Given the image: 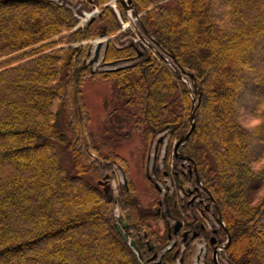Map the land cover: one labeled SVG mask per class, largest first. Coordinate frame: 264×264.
<instances>
[{
    "label": "trees",
    "instance_id": "obj_1",
    "mask_svg": "<svg viewBox=\"0 0 264 264\" xmlns=\"http://www.w3.org/2000/svg\"><path fill=\"white\" fill-rule=\"evenodd\" d=\"M107 1L0 0V264H190L191 236L179 252L186 231L205 240L211 264L208 240L224 234L204 227L211 202L229 235L224 264H264V0H127L174 71L138 44L122 46L127 33L107 40L100 66L113 68L91 71L87 46H56L117 33ZM77 6L78 16L100 12L75 29ZM95 78L114 83L122 107L115 125L133 128L144 162L155 143L149 181L173 185L159 215L140 205L129 179L117 181L124 161L90 130L81 87ZM191 104L193 129L177 148L188 165L169 167ZM114 208L133 249L115 229Z\"/></svg>",
    "mask_w": 264,
    "mask_h": 264
},
{
    "label": "rangeland",
    "instance_id": "obj_2",
    "mask_svg": "<svg viewBox=\"0 0 264 264\" xmlns=\"http://www.w3.org/2000/svg\"><path fill=\"white\" fill-rule=\"evenodd\" d=\"M105 5L110 7L117 16V19L120 25L117 33L109 37L108 36H105L102 38L97 37V38H93L92 40L83 41L80 43L61 44V45L56 46V48L66 49L67 47H75L77 45L87 46L86 62L87 64L91 66V71L107 70V69L113 68V67L100 66V63L102 60L101 57L103 54L102 52H104L102 48H103L104 43L107 44L108 39H111L117 36L119 33H127L124 37H121L119 41L122 46H125L127 44H138L140 51L145 50L149 54H152V51L150 49H146L145 47H143L140 44V41L138 40L142 38L143 36L150 39L144 32H142L137 27L138 18L140 16L137 15L136 17H133L131 14V11L125 12L123 10L125 13V19H122L120 15L118 14V10L116 8V4L114 0H108L105 4H103V6ZM77 8H79V6H77L76 8H73L72 12H73V15L76 17L77 21H79L78 20L79 16L75 13ZM219 10H220L219 8H216V11H219ZM80 12H81L80 17L83 14H86V15L91 14V16H89L88 19L83 17V19L88 21L91 17H95L100 12V8L92 7L90 11L85 12V11L80 10ZM129 17L133 20L131 21ZM87 21H85L84 24ZM82 26L78 25L77 23L75 29L77 27L81 28ZM132 40H136V42L133 43ZM97 43H101V47L99 49L97 59L95 62L89 63V60L92 58L93 51ZM156 50L159 55L163 54L160 49L155 48V51ZM169 59L172 60L171 58ZM260 61L262 62L263 60H260ZM179 80H181L183 83L185 82L186 83L185 86H187V88L191 90L190 81L187 77L180 76ZM81 91H82V98L84 101V107L89 117V127H90L91 132L97 136V139L100 140L101 143L105 140V143L103 144L104 151L106 152L112 151L124 161L123 163L120 162L118 167H115L117 181L125 185V180L129 179L134 189L132 194L138 198L140 205L144 208H150L151 211H155V213L159 215L160 210H162L161 204H162L163 194L167 191L171 193L173 190V185H171V182L167 177L162 179L163 181L162 183L155 180L154 185H156L157 187V191H156V188L154 187V185L149 181V179L154 181L151 168L154 165L153 158H154V153H155V148H156L155 143H153L151 149L149 150L148 155H147V160L145 161L146 162L145 163L143 145L139 142L138 137L136 133L134 132L133 128L131 130L129 125H125L123 123L121 124V126L120 125L118 126L117 124L115 125V118L120 115V112L122 111V107L118 103L120 99L118 98L116 94V88L113 82L99 80L95 78L94 80L84 82L81 87ZM112 109L116 110L115 114L112 112ZM113 124L116 128L122 127L117 134H113L112 133L113 130L111 131V128L109 129L110 125H113ZM173 144L174 142L169 148L170 157H171L170 161H168L169 167H171L173 165V162L175 161L174 153H173ZM166 147H167V136L163 135V137H161V144L159 146L158 160L156 161L160 169H161V164H162L160 159L163 157V153H165ZM181 165L186 166L188 165V163H185L182 161ZM144 168H146L147 170L148 178L146 177L144 173ZM186 186L189 187V184H187ZM178 193L180 192L178 191ZM113 216L116 219V225L118 226L120 219L118 220L119 221L118 222L117 218L119 217V214H118L117 208H114ZM211 217H212V222H214L216 219V215L213 216L211 213ZM211 217L209 218L208 211L203 216L204 227L207 231H210V229L206 227V223L209 224L208 222L211 221ZM151 225L154 230L162 231L163 223L161 219L159 220L156 219V221L154 222L152 221ZM209 226L212 227L211 229H216V230L221 229V227H219L218 225H216V227H213V225H209ZM224 237H225V234H223V238L221 240H224L225 239ZM195 239H197L198 241L200 240L199 237H196ZM197 240L191 243L193 247L192 257L194 255L195 245L198 242ZM173 242H174L173 240H170L169 243L171 244ZM170 244H168V247L170 246ZM179 249H180V246H179ZM204 252L205 254L207 253V245L204 246ZM210 256H211V253H210ZM192 257L190 259V264L192 262L191 261ZM217 262L218 264H224L221 254H217ZM174 264H179L177 259H175Z\"/></svg>",
    "mask_w": 264,
    "mask_h": 264
},
{
    "label": "water",
    "instance_id": "obj_3",
    "mask_svg": "<svg viewBox=\"0 0 264 264\" xmlns=\"http://www.w3.org/2000/svg\"><path fill=\"white\" fill-rule=\"evenodd\" d=\"M116 1L120 4V6L122 7V9L124 11H130L131 10V7H130L129 2L127 0H116ZM100 47H101V43H97V45L94 48L92 58L89 60V63L96 61ZM105 47H106V43L103 44V48H102L103 51H104ZM192 106H193V104H191V109L189 111V116H188L189 128H188L187 132L185 133V135L180 137V139L174 145V149L173 150H174V153H175V159L178 160V161L189 162V159L185 155L177 153V148H178V146L182 145L185 142V140L188 138L189 134L191 133V131L193 129V111H192ZM156 141L157 142H161V137H158ZM192 169L194 170L193 165H192ZM215 220L220 225L221 229L223 230V232L225 234V243L221 247L222 250H224L226 248L228 242H229V235H228L227 231L223 228V224H222L221 218H220L218 213H216V219ZM125 226H126L125 218L122 217L120 219L119 225L118 226L115 225V229H116L117 233L120 235L122 241H124L125 243L129 244V246L133 249L134 248V244L132 242H127V239H126L125 235L121 232L122 229L125 228ZM178 228H179V223L176 222L175 225H174L173 232H176ZM213 233H216V231L214 230ZM188 236H189V232L182 233L181 242H185V240L187 239ZM191 236H192V238H195L196 234L194 233ZM210 244L211 245L213 244V238H210ZM172 246H173V243L168 248H166L164 250H169ZM217 248H218V245H215L212 248V252H211V263L212 264H218L216 259H215V256H216V253H217ZM164 250L161 251L160 255L164 252Z\"/></svg>",
    "mask_w": 264,
    "mask_h": 264
},
{
    "label": "built area",
    "instance_id": "obj_4",
    "mask_svg": "<svg viewBox=\"0 0 264 264\" xmlns=\"http://www.w3.org/2000/svg\"><path fill=\"white\" fill-rule=\"evenodd\" d=\"M89 16H91V14H89V15L83 14L81 17L79 16L78 17V20H79L78 21V25H81L82 26L84 24V22L87 21V20L83 19V17H85L86 19H88ZM130 20L132 21L133 19L130 18ZM138 40L140 41V44L143 47H145L146 49H150L152 51V55H159L157 53V50L155 51V48L156 49H159V48L153 43L152 40H150V39H148V38H146L144 36L142 38L138 39ZM132 42L134 43V42H136V40H132ZM160 56H162V58H163L164 62L166 63V65L170 69L174 70V67H173V64H172V60H170L168 57H166V55H163L162 54ZM184 84H186V83L184 82ZM211 210H212V206L210 205L208 207V216H209V218L211 217V214H210V211ZM208 223L209 224L206 223V227L208 229H211L212 228L209 225H213V227H216V225H217V223L215 221L212 222V217H211V221L208 222ZM204 246L205 245H204V243L201 240H199L197 242V244L195 245V251H194V255H193L192 260H191L192 261L191 264H204V257H205ZM182 249H183V246L181 244L180 245V250H182ZM219 260H220V258H219Z\"/></svg>",
    "mask_w": 264,
    "mask_h": 264
},
{
    "label": "flooded vegetation",
    "instance_id": "obj_5",
    "mask_svg": "<svg viewBox=\"0 0 264 264\" xmlns=\"http://www.w3.org/2000/svg\"><path fill=\"white\" fill-rule=\"evenodd\" d=\"M165 194V193H164ZM164 196V195H163ZM201 200V203L202 204H204V201L202 200V199H200ZM205 206H204V208H203V211H202V213H207V211H208V207L210 206V203L208 204V205H206V204H204ZM212 210H213V207H212ZM212 210L210 211V214L212 213ZM178 230V229H177ZM216 231L217 232V230L216 229H210V231H212V234L213 235H215L216 233H213V231ZM186 232H188V231H186ZM184 233V232H183ZM195 233V232H194ZM194 233H190L189 232V235L191 236L192 234H194ZM196 234V237H197V233H195ZM189 237V236H188ZM188 237H187V239H188ZM195 237V238H196ZM191 238H192V236H191ZM195 238H192L193 239V242L194 241H196L197 239H195ZM200 238V240L204 243V245H207V243L205 242V240L202 238V237H199ZM210 238H213V244L211 245L210 244ZM209 238V240H208V244L210 245V246H212V248L215 246V245H220L224 240H221V239H219V238H215L214 236L212 237H210ZM225 238V237H224ZM186 239V240H187ZM185 240V241H186ZM183 243L184 242H181V239H180V243H179V246L182 244V246H183ZM172 244V243H171ZM173 245H174V242H173ZM183 248H184V246H183ZM180 250V249H179ZM183 250V249H182ZM181 251V250H180ZM212 252V251H211ZM205 258H206V254H205V257H204V264H206L205 263ZM210 262H211V256H210ZM212 264V263H211Z\"/></svg>",
    "mask_w": 264,
    "mask_h": 264
},
{
    "label": "clouds",
    "instance_id": "obj_6",
    "mask_svg": "<svg viewBox=\"0 0 264 264\" xmlns=\"http://www.w3.org/2000/svg\"><path fill=\"white\" fill-rule=\"evenodd\" d=\"M259 123H260L259 121H254V122L252 123V125H250V126L254 127V126H256V125L259 124Z\"/></svg>",
    "mask_w": 264,
    "mask_h": 264
},
{
    "label": "bare ground",
    "instance_id": "obj_7",
    "mask_svg": "<svg viewBox=\"0 0 264 264\" xmlns=\"http://www.w3.org/2000/svg\"><path fill=\"white\" fill-rule=\"evenodd\" d=\"M100 54V53H99Z\"/></svg>",
    "mask_w": 264,
    "mask_h": 264
}]
</instances>
